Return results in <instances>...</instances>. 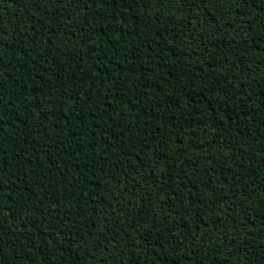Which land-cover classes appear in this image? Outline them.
<instances>
[{
    "label": "trees",
    "instance_id": "1",
    "mask_svg": "<svg viewBox=\"0 0 264 264\" xmlns=\"http://www.w3.org/2000/svg\"><path fill=\"white\" fill-rule=\"evenodd\" d=\"M0 264H264V0H0Z\"/></svg>",
    "mask_w": 264,
    "mask_h": 264
}]
</instances>
